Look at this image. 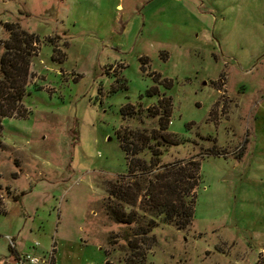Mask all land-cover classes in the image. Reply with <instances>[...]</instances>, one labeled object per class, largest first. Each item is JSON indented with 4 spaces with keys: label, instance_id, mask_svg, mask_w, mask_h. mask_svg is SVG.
<instances>
[{
    "label": "rangeland",
    "instance_id": "1",
    "mask_svg": "<svg viewBox=\"0 0 264 264\" xmlns=\"http://www.w3.org/2000/svg\"><path fill=\"white\" fill-rule=\"evenodd\" d=\"M8 24L38 43L24 116L2 120L0 264L15 237L55 264H264V0H0V41ZM125 129L151 173H128ZM192 160L185 229L111 194Z\"/></svg>",
    "mask_w": 264,
    "mask_h": 264
},
{
    "label": "trees",
    "instance_id": "2",
    "mask_svg": "<svg viewBox=\"0 0 264 264\" xmlns=\"http://www.w3.org/2000/svg\"><path fill=\"white\" fill-rule=\"evenodd\" d=\"M6 26L10 31V38L7 41H0V132L3 119L15 115L24 116L22 100L26 94V87L33 77L31 57L34 55L38 43L36 36L14 29L12 25ZM141 60L145 59L142 57ZM142 68L145 69L144 65ZM147 93L149 95L159 94V90L154 87ZM125 107L122 109L123 114ZM151 108L149 107L148 110ZM156 109L155 114L159 115L160 128L166 130L168 127L166 123H163V120L168 118L171 113L170 98L162 96L158 99ZM129 136L130 133L126 129L118 131L121 147L126 153L128 173L133 176L139 174L137 172L151 173L159 166V163L151 161L147 165L144 161L135 158L138 150L134 148L133 143L128 142ZM169 136L171 135L168 133L161 134L164 141L177 144V141L172 140ZM130 146L133 147L130 148ZM208 155H220V153L212 151ZM200 169L201 162L194 160L188 162V167L181 164L166 165L162 171L155 173L153 178L148 180L145 190L140 181L134 180L124 184L114 182L111 194L116 199L133 206L137 205L139 199L144 196V199L149 200L153 208L165 214L168 223L175 224L178 229H185L191 224L195 214V188L200 183ZM121 206L123 205H109L110 215L120 223L134 222L135 218L130 214L127 215Z\"/></svg>",
    "mask_w": 264,
    "mask_h": 264
},
{
    "label": "built area",
    "instance_id": "3",
    "mask_svg": "<svg viewBox=\"0 0 264 264\" xmlns=\"http://www.w3.org/2000/svg\"><path fill=\"white\" fill-rule=\"evenodd\" d=\"M38 245L39 243L36 242L35 246ZM10 248L12 249L10 256L4 260L3 264H55L53 259L55 250L54 245L44 258L38 257L30 252L18 253L15 249V242L13 238L10 239Z\"/></svg>",
    "mask_w": 264,
    "mask_h": 264
},
{
    "label": "crops",
    "instance_id": "4",
    "mask_svg": "<svg viewBox=\"0 0 264 264\" xmlns=\"http://www.w3.org/2000/svg\"><path fill=\"white\" fill-rule=\"evenodd\" d=\"M14 242L16 244V250L18 253H26L29 252V250L26 249L25 243L23 241H19L18 238H13ZM34 249V247H32Z\"/></svg>",
    "mask_w": 264,
    "mask_h": 264
}]
</instances>
